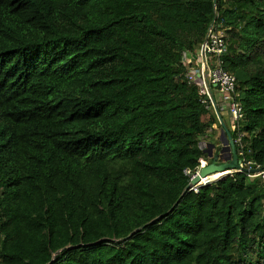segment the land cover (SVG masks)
Returning a JSON list of instances; mask_svg holds the SVG:
<instances>
[{
  "label": "trees",
  "instance_id": "obj_1",
  "mask_svg": "<svg viewBox=\"0 0 264 264\" xmlns=\"http://www.w3.org/2000/svg\"><path fill=\"white\" fill-rule=\"evenodd\" d=\"M213 23L238 123L189 78ZM222 128L264 166V0H0V264H264V187L189 188Z\"/></svg>",
  "mask_w": 264,
  "mask_h": 264
},
{
  "label": "built area",
  "instance_id": "obj_2",
  "mask_svg": "<svg viewBox=\"0 0 264 264\" xmlns=\"http://www.w3.org/2000/svg\"><path fill=\"white\" fill-rule=\"evenodd\" d=\"M227 50L228 45L224 32L216 23H213L208 30L205 42L202 44L199 50L198 61L200 62V66H198V68H190L189 78L192 79L193 75L197 76L199 73L203 75L205 67H208V78L210 80V84L211 86L214 85L212 88H215L220 94V107L226 109L230 118L235 123H238L243 120L244 112L240 102V93L238 92L236 77L224 68L223 56L227 53ZM201 80L203 88L214 107L215 104L208 93L203 78H201ZM244 136L245 134L242 133L238 128L235 136L232 137V140L236 146L240 167L226 172H228V176L243 174L248 179H256V181L264 187V166L252 162L247 158L246 150L243 144ZM202 166H199L196 169L195 173L191 175V178L200 171ZM186 174H191V171L187 170ZM223 176L212 181H216L218 179L220 180L223 178ZM212 181L210 182L212 183ZM201 186H203V184L198 183L196 185L189 186V188L197 192L198 188Z\"/></svg>",
  "mask_w": 264,
  "mask_h": 264
},
{
  "label": "water",
  "instance_id": "obj_3",
  "mask_svg": "<svg viewBox=\"0 0 264 264\" xmlns=\"http://www.w3.org/2000/svg\"><path fill=\"white\" fill-rule=\"evenodd\" d=\"M208 71H209L208 67H205L203 75L199 73V74H197V77L203 78L205 86L208 90V93L210 94V96L213 100V103L215 104V101H214L213 96H212V87H214V85L211 86V84H210V80L208 78ZM214 108L217 112L215 105H214ZM218 117L221 121V118L219 115H218ZM220 131L221 132H220L219 139L216 142L206 143V148H204V153L208 154L209 158H213L214 162L209 164V165L202 166L200 171L198 173H196L191 178L189 186L201 183L203 179H206L207 177H209V176H211L217 172H223V171L226 172V171L240 167L237 152H236V146L232 140L231 133L229 132V130H227L225 128H222ZM200 147H201V145H200ZM215 148L219 149L217 152L218 156L217 155L214 156ZM218 159L226 162L224 164V166L221 168L216 163ZM228 175L229 174H225L223 176V178H225ZM212 182H214V181H212ZM209 183H211V182L210 181L206 182V184H209ZM203 185H205V184H203Z\"/></svg>",
  "mask_w": 264,
  "mask_h": 264
},
{
  "label": "rangeland",
  "instance_id": "obj_4",
  "mask_svg": "<svg viewBox=\"0 0 264 264\" xmlns=\"http://www.w3.org/2000/svg\"><path fill=\"white\" fill-rule=\"evenodd\" d=\"M186 61V63L187 64H190V61H189V59H188V57H186V59H185ZM196 64L197 65H199L200 66V62L199 61H196ZM222 114L224 115V117L226 118V119H228V120H230V117L228 116V114H226L225 112H222ZM213 128L215 129V130H217L218 129V126L217 125H213ZM221 130V129H220ZM206 134H209V136H211L212 135V131L211 130H209V132H207ZM219 137H220V135H219ZM218 137V138H219ZM209 142H211V141H206V140H201L200 141V145H201V147L202 148H206V143H209ZM218 150H217V148H215V150H214V156H215V154H217V156H218ZM218 165H219V167L221 168V167H223L224 166V164L226 163V162H224V161H221V160H217V162H216ZM193 177V176H192ZM219 180V179H218ZM255 181H256V179H249V182L250 183H255Z\"/></svg>",
  "mask_w": 264,
  "mask_h": 264
},
{
  "label": "bare ground",
  "instance_id": "obj_5",
  "mask_svg": "<svg viewBox=\"0 0 264 264\" xmlns=\"http://www.w3.org/2000/svg\"><path fill=\"white\" fill-rule=\"evenodd\" d=\"M228 172H222V173H217V174H215V175H211V176H209V177H207L206 179H203L202 180V182L200 183V184H204V183H206V182H209V181H212V180H215L216 178H220V177H222L223 175H225V174H227Z\"/></svg>",
  "mask_w": 264,
  "mask_h": 264
},
{
  "label": "crops",
  "instance_id": "obj_6",
  "mask_svg": "<svg viewBox=\"0 0 264 264\" xmlns=\"http://www.w3.org/2000/svg\"><path fill=\"white\" fill-rule=\"evenodd\" d=\"M220 97V94L218 93V98Z\"/></svg>",
  "mask_w": 264,
  "mask_h": 264
},
{
  "label": "flooded vegetation",
  "instance_id": "obj_7",
  "mask_svg": "<svg viewBox=\"0 0 264 264\" xmlns=\"http://www.w3.org/2000/svg\"><path fill=\"white\" fill-rule=\"evenodd\" d=\"M217 150H219V149L217 148ZM215 155H217V154H215Z\"/></svg>",
  "mask_w": 264,
  "mask_h": 264
},
{
  "label": "clouds",
  "instance_id": "obj_8",
  "mask_svg": "<svg viewBox=\"0 0 264 264\" xmlns=\"http://www.w3.org/2000/svg\"><path fill=\"white\" fill-rule=\"evenodd\" d=\"M221 132V131H220ZM219 139V138H218Z\"/></svg>",
  "mask_w": 264,
  "mask_h": 264
}]
</instances>
